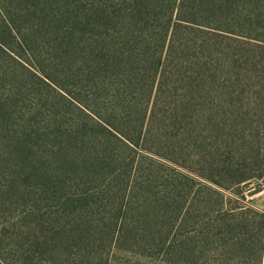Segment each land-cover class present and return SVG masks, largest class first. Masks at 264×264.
<instances>
[{
    "label": "rangeland",
    "instance_id": "1",
    "mask_svg": "<svg viewBox=\"0 0 264 264\" xmlns=\"http://www.w3.org/2000/svg\"><path fill=\"white\" fill-rule=\"evenodd\" d=\"M130 2L0 0L16 31L0 17V264L255 258L231 252L233 236L217 239L209 228L224 202L241 199L227 189L242 162L235 145H264V49L216 30L223 19L181 30L146 119L157 154L127 149L69 93L102 109L86 87L100 50L160 56L157 28L141 43L128 18L118 19ZM245 191V204L264 211V185Z\"/></svg>",
    "mask_w": 264,
    "mask_h": 264
},
{
    "label": "trees",
    "instance_id": "2",
    "mask_svg": "<svg viewBox=\"0 0 264 264\" xmlns=\"http://www.w3.org/2000/svg\"><path fill=\"white\" fill-rule=\"evenodd\" d=\"M124 16L131 23L133 34L140 35L143 39L141 43H144L145 37H149L148 33L158 29L160 56L156 57L150 50L135 48L103 50L104 52L100 50V59L91 60L88 64L86 87L90 88L87 92L89 101L95 104L105 101L102 109L95 110L73 93L70 92L69 95L80 110L96 120L113 139L136 152L144 150L156 153L147 146L150 133L146 122L150 114L149 104L154 100L156 106L159 89L155 99L153 97L161 80L160 69L181 30L205 31L202 29L205 27L203 23L206 24L209 17L216 21L223 19L225 26L215 24L216 30L244 41L248 46L264 49V0H131L125 11L119 12L118 19L123 20ZM0 17L6 20L4 24L11 32H16L1 8ZM125 35L127 36L126 32ZM3 47H7V44L0 39V49ZM161 53H164V58ZM102 62L105 64L102 65ZM111 64L118 72L108 68ZM122 78L123 80L118 81ZM118 83H121L120 86ZM153 108L154 114L156 108ZM261 131L264 136V124ZM235 156H239L242 162L236 167L231 166V182L227 189L238 194L240 202L233 199H229L228 203L224 202V206L228 207L226 213L216 216L209 230H216L214 235L217 239L222 235H232L231 252L240 250L245 254H254L255 258L247 257L245 260L233 261V264H264V211L245 204L244 195L245 189L250 185H264V145H259L256 149L235 145ZM220 199L218 196L217 200ZM221 203L223 204V200ZM215 243L217 249L222 250L218 240Z\"/></svg>",
    "mask_w": 264,
    "mask_h": 264
},
{
    "label": "water",
    "instance_id": "3",
    "mask_svg": "<svg viewBox=\"0 0 264 264\" xmlns=\"http://www.w3.org/2000/svg\"><path fill=\"white\" fill-rule=\"evenodd\" d=\"M260 191H261V189H258V190H257V193H259Z\"/></svg>",
    "mask_w": 264,
    "mask_h": 264
}]
</instances>
